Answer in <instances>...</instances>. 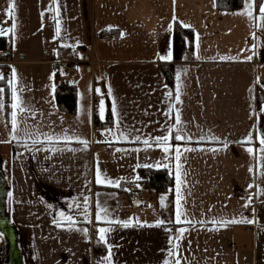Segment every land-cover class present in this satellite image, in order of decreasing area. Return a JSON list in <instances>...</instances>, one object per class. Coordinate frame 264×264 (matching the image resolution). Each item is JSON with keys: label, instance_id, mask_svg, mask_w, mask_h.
I'll use <instances>...</instances> for the list:
<instances>
[{"label": "crops", "instance_id": "1", "mask_svg": "<svg viewBox=\"0 0 264 264\" xmlns=\"http://www.w3.org/2000/svg\"><path fill=\"white\" fill-rule=\"evenodd\" d=\"M246 3L252 17L241 14ZM259 7V0H243L232 12L217 10L215 0H0V37L11 55V63L0 66L10 133L8 153L0 155L7 198L0 217L13 230L22 264H107L109 246L111 264H264ZM175 24L193 33L192 59L169 86L161 67L173 64ZM109 31L114 35L102 36ZM169 53L171 59H162ZM30 67L42 71L13 77V70ZM61 81L75 87L73 113L56 105ZM13 87L25 109L17 112L16 139ZM177 113L182 123L176 127L191 139H170L166 155L156 138L169 134ZM177 147L182 219L191 223L174 222ZM97 168L114 183L97 184ZM162 169L172 185L157 192L141 171ZM132 190L143 192L146 202L130 204ZM100 208L108 220L130 226L98 222ZM231 220L252 223H220ZM101 227L111 229L107 243L99 240Z\"/></svg>", "mask_w": 264, "mask_h": 264}, {"label": "snow or ice", "instance_id": "2", "mask_svg": "<svg viewBox=\"0 0 264 264\" xmlns=\"http://www.w3.org/2000/svg\"><path fill=\"white\" fill-rule=\"evenodd\" d=\"M260 3V7H259V13L264 14V0H259ZM14 5L12 6V9H10L9 11V15L12 14V11H14ZM251 4H247L245 5V13H241L246 14L249 17H252V11H251ZM260 27L262 29H264V24L260 25ZM15 28V25L13 24V29ZM57 33H59V27H57ZM3 32L2 30H0V35H2ZM162 59H171V53H169L168 57L164 58L162 57ZM249 59H251V57H249ZM15 71L13 70V77H15ZM0 79H3V77H0ZM3 92V89L0 88V93ZM176 100L177 102H179V93H177L176 96ZM12 101L13 103L11 104V108L13 109L12 113H11V126H12V132H13V137L12 139H16L15 133L18 130V122H17V112H23L25 111V109L22 107L21 101L18 97V95L16 94V90L15 87H13L12 90ZM3 108V103L0 102V109ZM113 111H115V108L113 107ZM101 116H103V102H101ZM181 119L179 116V113L176 114L175 116V125L173 127H170L168 129V135H165L163 137H159L156 138V143L158 146H161L163 151L165 152V154L167 155L171 148L172 145L169 143L170 139H173L175 141H185V139H191L190 137H186V135L183 132V128L182 127H176L178 125H181ZM175 132V135L173 136L172 133ZM30 135V134H29ZM123 135V134H121ZM47 139L49 141L52 140V137H47ZM251 136L248 137V140L246 141L247 143H251ZM34 143H36L37 141H33ZM65 142H71V138L70 137H65ZM79 143L87 146V141L86 140H78ZM145 144L148 143V141H144ZM259 144H260V152L264 153V136H261L259 138ZM194 149H190V148H184V152H189V151H193ZM247 151L250 155H252L254 153V149L249 147L247 148ZM183 153L181 152V149L179 147L175 148V156L174 159L176 161V186H177V194H176V213H175V223L177 224H181V223H191V221H186L184 219H182V217L185 216V213L183 211V206H182V194L180 192V188L182 187L184 180H183V173H182V165L180 164L181 161V157H182ZM261 159H264V156L261 157ZM96 183L97 184H113L114 182L111 180H107L105 177L102 176L99 168H97V172H96ZM251 187V186H250ZM87 203V202H86ZM161 206L164 207V198H161ZM247 206V205H246ZM85 212H87V207H85L84 209ZM100 213H103L104 215L101 216ZM61 218L64 221H67L69 226L71 227L73 224H75V220L73 219V217L71 216H65V214L63 212L60 213ZM108 216V210L106 208H100L99 212L96 214V220L99 221H103V222H107L109 224L112 223H121L123 227H129L130 226V222H119V221H115V220H108L107 219ZM224 225L228 224V223H252L251 220H242V221H237V220H231V221H222L220 222ZM164 221H158L156 226H160L163 225ZM58 226H59V222H58ZM111 231V229L109 228H104L101 227L99 228L98 232H99V240L101 242L107 243V239L106 236L107 234ZM185 230L181 229V236H183V232ZM174 248H178L179 245H173ZM170 255L172 253H169ZM111 257H112V249L111 246L108 247V255L105 257V260L107 262V264H111ZM165 264H168V262L166 261ZM177 264H179V262L177 261Z\"/></svg>", "mask_w": 264, "mask_h": 264}, {"label": "trees", "instance_id": "3", "mask_svg": "<svg viewBox=\"0 0 264 264\" xmlns=\"http://www.w3.org/2000/svg\"><path fill=\"white\" fill-rule=\"evenodd\" d=\"M216 8L219 11L232 12L239 10L243 5V0H215ZM114 35V32H104L102 36ZM193 33L189 29H184L175 24L172 30L173 64L164 65L161 71L165 82L173 86L174 75L179 66L192 59ZM6 39L0 37V49H5ZM55 102L58 109L65 113H73L76 107L75 87L65 81L57 82L55 86ZM264 102V94L258 90L257 105ZM141 177L155 191H163L172 185V176L167 170H142ZM101 244L95 243L93 252L100 253Z\"/></svg>", "mask_w": 264, "mask_h": 264}, {"label": "rangeland", "instance_id": "4", "mask_svg": "<svg viewBox=\"0 0 264 264\" xmlns=\"http://www.w3.org/2000/svg\"><path fill=\"white\" fill-rule=\"evenodd\" d=\"M16 76L18 77V75H23V74H27V75H34L35 73L39 74L42 69L41 68H35V67H30V68H22L20 69L19 73L17 71V69L14 70ZM3 71L0 69V77H2ZM19 78L21 79V77L19 76ZM99 84H101L99 82ZM1 88V87H0ZM0 102L3 103V108L0 109V155H7L8 153V143H9V139H10V133L9 130L6 126V122L4 121V100H3V92L0 93ZM2 161V159L0 158V194H1V202H2V206L4 208V205L7 204V198L5 197V195L3 196L4 192L2 191V187H5L4 185V178H3V171H2V167L6 166V163ZM0 215L2 216L3 213L2 211H0ZM0 264H12L14 261L12 259V256L10 254L9 248L7 246L6 240L3 236V234L0 231Z\"/></svg>", "mask_w": 264, "mask_h": 264}, {"label": "water", "instance_id": "5", "mask_svg": "<svg viewBox=\"0 0 264 264\" xmlns=\"http://www.w3.org/2000/svg\"><path fill=\"white\" fill-rule=\"evenodd\" d=\"M0 231L6 240L10 254H11L12 259L14 261L13 264H22L20 259H19L18 252H17L13 230L9 226L8 222L5 221L1 217H0Z\"/></svg>", "mask_w": 264, "mask_h": 264}, {"label": "built area", "instance_id": "6", "mask_svg": "<svg viewBox=\"0 0 264 264\" xmlns=\"http://www.w3.org/2000/svg\"><path fill=\"white\" fill-rule=\"evenodd\" d=\"M11 63V55L5 49H0V66H6ZM72 72V71H71ZM96 99V97H94ZM128 201L132 205L143 204L146 202V196L139 190H132L127 195Z\"/></svg>", "mask_w": 264, "mask_h": 264}, {"label": "flooded vegetation", "instance_id": "7", "mask_svg": "<svg viewBox=\"0 0 264 264\" xmlns=\"http://www.w3.org/2000/svg\"><path fill=\"white\" fill-rule=\"evenodd\" d=\"M2 191L5 192V187H2ZM2 208V202H1V194H0V210Z\"/></svg>", "mask_w": 264, "mask_h": 264}]
</instances>
